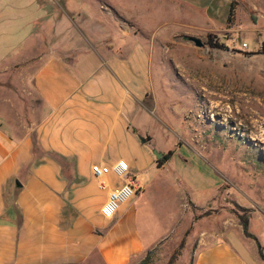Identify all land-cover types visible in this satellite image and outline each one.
Listing matches in <instances>:
<instances>
[{"label": "crops", "instance_id": "crops-1", "mask_svg": "<svg viewBox=\"0 0 264 264\" xmlns=\"http://www.w3.org/2000/svg\"><path fill=\"white\" fill-rule=\"evenodd\" d=\"M95 3L0 0V264H129L148 250L142 187L106 219L100 208L125 179L111 173L100 188L92 165L126 159L137 178L153 163L139 138L149 61L78 41ZM241 235L201 236L192 264H264L259 238Z\"/></svg>", "mask_w": 264, "mask_h": 264}, {"label": "rangeland", "instance_id": "rangeland-1", "mask_svg": "<svg viewBox=\"0 0 264 264\" xmlns=\"http://www.w3.org/2000/svg\"><path fill=\"white\" fill-rule=\"evenodd\" d=\"M188 1L97 0L77 19L78 41L149 61L139 106L153 163L136 198L148 250L129 264H192L199 238L223 228L264 245V0H237L230 21L231 0ZM154 149L173 153L159 162ZM247 213L256 238L240 224Z\"/></svg>", "mask_w": 264, "mask_h": 264}, {"label": "built area", "instance_id": "built-area-1", "mask_svg": "<svg viewBox=\"0 0 264 264\" xmlns=\"http://www.w3.org/2000/svg\"><path fill=\"white\" fill-rule=\"evenodd\" d=\"M247 47H249V43L243 42L242 48L246 49ZM92 171L97 177L102 178L100 188L108 187L107 181L103 178L111 173L125 179L121 185L110 189L107 200L100 208L102 216L106 219L114 218L122 204L131 200L141 189L136 176L131 171L130 163L126 159H120L115 164L94 163Z\"/></svg>", "mask_w": 264, "mask_h": 264}, {"label": "trees", "instance_id": "trees-1", "mask_svg": "<svg viewBox=\"0 0 264 264\" xmlns=\"http://www.w3.org/2000/svg\"><path fill=\"white\" fill-rule=\"evenodd\" d=\"M238 4L237 0H231L230 2V7H229V13H228V20L230 21L231 19H233L234 15H235V8H236V5ZM209 43L215 45V46H218V47H223L224 46V43L223 42H213V39H210L209 40ZM251 53V52H249ZM172 151H170L169 153H167L165 156H163L162 158H160L158 161L161 162V161H165L167 160L171 155H172ZM246 210V209H245ZM249 214H245L244 216H242L241 220H240V224L243 226V230H244V233L246 236L248 237H253V238H256L255 235H253L250 231H249ZM184 246V242L181 243L179 249L176 251V253L174 254L173 258H172V262H174L176 259H177V256L180 254V249ZM260 253H261V256L262 258L264 259V255L262 253V250L260 249Z\"/></svg>", "mask_w": 264, "mask_h": 264}, {"label": "water", "instance_id": "water-1", "mask_svg": "<svg viewBox=\"0 0 264 264\" xmlns=\"http://www.w3.org/2000/svg\"><path fill=\"white\" fill-rule=\"evenodd\" d=\"M181 38L184 41L193 42L198 47H204L205 46V41L201 37L194 36V35H183ZM139 138L142 142H146L147 140L150 139V137H148V136L145 137L142 135H139ZM153 151L156 154L157 159H160L162 157L163 153H161L155 149Z\"/></svg>", "mask_w": 264, "mask_h": 264}]
</instances>
